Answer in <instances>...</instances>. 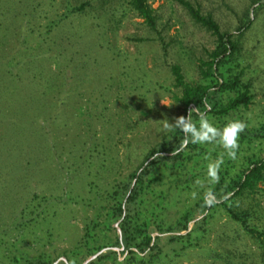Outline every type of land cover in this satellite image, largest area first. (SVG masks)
I'll list each match as a JSON object with an SVG mask.
<instances>
[{
  "label": "trees",
  "instance_id": "obj_1",
  "mask_svg": "<svg viewBox=\"0 0 264 264\" xmlns=\"http://www.w3.org/2000/svg\"><path fill=\"white\" fill-rule=\"evenodd\" d=\"M177 1L194 23L214 36L213 47L206 48V56L199 58L196 79H186L181 65L173 62L170 64L173 81L159 83L158 87L172 93L182 107L180 115L187 116L190 108L198 107L207 111L218 127L228 119L246 121L248 127L240 135L237 159L226 157L219 183L209 184L208 161L204 157L211 154L215 158L223 149L216 144L189 143L179 155H172L180 147L183 133L163 131L148 146L142 160L106 192L104 220L116 221L120 232L110 240L94 243L98 221L90 218L85 224L83 240L64 252L66 261L55 264H81L75 254L82 251L84 257L94 254L84 264H181L184 260L186 264H261L264 261V224L257 216V209L245 204L251 194L264 193V155L258 152L259 148L264 149V115L251 114L248 110L255 96L254 84L241 54L245 30L264 6V0H250V6L238 16L234 30L222 28L213 12L204 10L198 0ZM129 13L142 18L147 29L155 33L137 39H158L165 52L169 42L149 0H65L59 9L53 0H0V145H4L0 146V153L18 151L16 140L21 125H26V131L17 155L23 157L26 165L31 161V151L23 144L29 133L41 134L42 143L47 140L52 155L57 153V132L66 126L68 116L75 113L69 109L65 116L64 107L68 93L74 90L79 93L76 79L86 80V89L92 94L93 83L105 78L99 70L79 73V68L94 67L92 56L81 46L84 33L102 24L117 28ZM85 17L91 21L85 24L77 21ZM91 42L90 45L95 44ZM124 57L119 65L129 94L137 90L152 92L155 85L144 88L149 73L143 62ZM72 97L71 94L68 99L73 104L76 99ZM81 107L79 104L74 109L91 114L89 106L85 110ZM193 118L196 119L195 113ZM52 126L55 132L50 131ZM82 135L86 139H79ZM80 137L75 138L76 146L85 142L86 148L83 156L78 157L81 160L92 157L95 172L101 171L104 163L100 156L103 151L100 134L96 136V129L87 127ZM157 153L160 155L156 156ZM111 160L117 161L115 157ZM5 167L0 161V189L9 190ZM17 180V199L10 201L13 206L8 202L10 215L14 214L13 222L20 225L38 221L44 217L41 213H48L46 205L53 194L40 184L44 178L34 179L19 173ZM198 180L204 182L203 187L197 185ZM209 188L215 196L211 205H205L204 193ZM192 191L197 193L195 197ZM190 193L191 197L186 199ZM222 214L224 220L211 239L214 219ZM105 245L122 248L100 250ZM53 261L42 252L19 253L9 256L7 264Z\"/></svg>",
  "mask_w": 264,
  "mask_h": 264
},
{
  "label": "rangeland",
  "instance_id": "obj_2",
  "mask_svg": "<svg viewBox=\"0 0 264 264\" xmlns=\"http://www.w3.org/2000/svg\"><path fill=\"white\" fill-rule=\"evenodd\" d=\"M64 1L53 0V4L59 9ZM198 1L204 10L213 12L222 28L230 30H234L239 22L238 16L250 6V0ZM149 2L156 9L163 25L162 33L165 40L169 42L167 50L163 51L158 39H137L141 36H155V33L147 29L142 18L132 13L124 17L117 28L104 24L94 26L93 31L84 33L81 46L92 56V65L96 68L82 67L78 70L79 73L99 70L105 78L93 83L92 87L91 84L89 85L91 90L93 88L92 94L86 89L88 86L86 80L76 79V90L78 89L79 93L71 90L72 92L68 93L70 95L66 96L64 107L65 116H68L69 109L75 113L68 116L66 126L57 132L55 138L59 142L55 145L57 153L52 155V149L50 152L47 140L42 143L41 134L29 133L23 144L27 150L31 151V161L28 162L29 165H26L23 157L17 155L22 148L21 141L26 125L18 128L20 137L17 136L16 140L18 151L15 152V149L8 155L0 153V161L6 166L5 180L10 183L9 190L0 189V230H2L0 232V264H7L9 256L19 253L26 255L45 253L53 258L54 261L51 264L60 260L66 261L64 252L83 240L85 224L90 218L98 221V225L94 228L96 231L92 239L94 243L110 240L120 232L116 221L104 220L107 204L104 197L107 190L111 189L118 178L133 169L142 160L148 146L160 137L164 131L160 121L167 118L171 122L173 117L180 116L182 112L181 105L173 98L172 93L158 87V84L173 81L170 73V64L173 62L181 65L186 79H196L199 58L206 56L205 49L212 48L214 40V36L209 31L191 20L177 0H149ZM77 21L85 24L91 19L85 17ZM92 40L95 44L90 45ZM242 45L241 54L249 66L247 72L253 78L255 93L248 110L251 114L264 115V6L253 16L251 25L245 30ZM124 53L127 58L132 59L128 61L143 62V67L149 73L144 88L155 85L156 88L152 92L146 90L141 93L137 90L129 94L121 79L122 68L119 65V61L125 58ZM93 75H96L94 71ZM47 84L52 83L47 82ZM172 89L178 92V88L172 86ZM71 94L76 99L73 104L68 99ZM98 98H102L103 101H99ZM79 104L83 110L89 106L91 114L75 110L74 107ZM61 120L65 123V119ZM87 122L89 125L86 124ZM87 127L96 129V136L100 134V142L103 144L100 156L104 163L101 171L95 172L92 157L88 160H81L78 157L79 154L83 156L82 152L86 146H84L85 142H81V145L78 142L80 146H76L75 138L80 137ZM54 130L52 126L50 131L55 132ZM82 136L79 139L84 140L87 137ZM0 146L3 147V143ZM258 152L264 155V149L259 148ZM113 157L117 161L111 160ZM19 173L34 179L44 178L40 184H44L47 192L53 194L46 205L48 213H41V216L44 215L43 218L20 225L13 222L14 214L10 215L9 209L10 201L17 199ZM49 186L51 189H48ZM192 193L188 194L186 199H189ZM245 204L257 209V216L264 224V193L257 191L251 194L245 199ZM13 205V203L10 204V206ZM224 217L225 215L222 214L214 219L211 239L216 235ZM110 247L116 250L122 248L105 245L100 250ZM75 256L77 261L81 260V264H84L94 254L84 257L82 251ZM186 263V260L181 262V264ZM261 264H264V261Z\"/></svg>",
  "mask_w": 264,
  "mask_h": 264
},
{
  "label": "clouds",
  "instance_id": "obj_3",
  "mask_svg": "<svg viewBox=\"0 0 264 264\" xmlns=\"http://www.w3.org/2000/svg\"><path fill=\"white\" fill-rule=\"evenodd\" d=\"M162 103V101H161ZM163 104V103H162ZM165 105V104H164ZM205 108L209 106L207 104V98L204 100ZM171 106V105H166ZM195 113L196 119L193 118ZM164 131H176L183 133V139L180 141V147L172 152V155H179L180 151L191 144H216L219 145L223 151L219 153L215 158H212L211 154L204 157L208 161L207 164V180L209 184L215 185L219 183L220 171L225 163V158L230 160L237 159V153L240 148L239 140L240 135L243 133L248 124L246 121L233 118L228 119L222 127H218L216 123L209 117L207 111H202L198 107H192L188 110L187 116L180 115L173 117L169 122L167 118L160 121ZM157 153L156 156H159ZM153 157V159L156 158ZM197 185L203 187V181H196ZM197 193H193L195 197ZM215 196L214 191L209 188L204 193L205 205H211Z\"/></svg>",
  "mask_w": 264,
  "mask_h": 264
}]
</instances>
